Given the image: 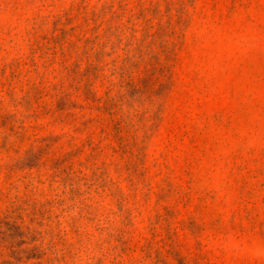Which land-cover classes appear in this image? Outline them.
<instances>
[{"label": "rangeland", "instance_id": "1", "mask_svg": "<svg viewBox=\"0 0 264 264\" xmlns=\"http://www.w3.org/2000/svg\"><path fill=\"white\" fill-rule=\"evenodd\" d=\"M0 264H264V0H0Z\"/></svg>", "mask_w": 264, "mask_h": 264}]
</instances>
